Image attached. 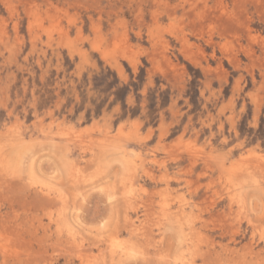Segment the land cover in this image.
Masks as SVG:
<instances>
[{
	"label": "rangeland",
	"instance_id": "obj_1",
	"mask_svg": "<svg viewBox=\"0 0 264 264\" xmlns=\"http://www.w3.org/2000/svg\"><path fill=\"white\" fill-rule=\"evenodd\" d=\"M263 159L264 0H0V264H264Z\"/></svg>",
	"mask_w": 264,
	"mask_h": 264
},
{
	"label": "bare ground",
	"instance_id": "obj_2",
	"mask_svg": "<svg viewBox=\"0 0 264 264\" xmlns=\"http://www.w3.org/2000/svg\"><path fill=\"white\" fill-rule=\"evenodd\" d=\"M183 5H185V3H184ZM192 6H193V5H192ZM192 6H191V7H192ZM194 9H195V8H194ZM125 43H126V42H125ZM125 43H124V44H125ZM17 128H18V127H17ZM19 129H20V128H19ZM43 131H44V130H43ZM43 131H42V132H43ZM15 132H16V131H15ZM15 132H14V134H16L18 131H17L16 133H15ZM7 133H8V132H7ZM18 133H19V134H16V135H17V138H18V136H20L19 138L23 139V137H22L23 134L20 133V132H18ZM44 133H46V132L44 131ZM10 135H11V134H10ZM13 136H14V135H13ZM64 136H65V135H64ZM24 139H25V138H24ZM1 140H2V139H1ZM2 141H3V140H2ZM19 141H20V140H19ZM114 141H115V140H114ZM8 143H9V142H8ZM23 143H24V142H23ZM40 143H41V142H40ZM43 150H45V148H44ZM113 151H114V150H113ZM15 152H16V151H15ZM11 153H12V152H11ZM115 156H116V155H115ZM123 158H124V157H123ZM10 159H11V158H10ZM124 160H125V159H124ZM263 160H264V159H263ZM8 161H9V160H8ZM12 161H13V160H12ZM120 162H121V161H120ZM122 162H123V161H122ZM124 162H125V161H124ZM141 162H142V161H141ZM27 164H28V163H27ZM124 164H125V163H124ZM133 164H134V163H133ZM253 164H254V163H253ZM86 165H87V164H86ZM85 171H86V170H85ZM246 171H247V170H246ZM133 174H134V173H133ZM44 175H45V174H44ZM87 176H88V175H87ZM134 176H135V175H134ZM251 178H252V177H251ZM254 179H255V178H254ZM255 180H256V179H255ZM255 180H254V182H255ZM111 184H112V183H111ZM91 185H92V184H91ZM106 185H107V184H106ZM254 185H255V184H254ZM99 186H100V185H99ZM239 187H240V186H239ZM258 187H259V184H258ZM98 188H99V187H98ZM235 188H236V187H235ZM42 190H43V189H42ZM42 192H43V191H42ZM117 192H118V191H117ZM119 193H120V192H119ZM221 193H222V192H221ZM240 193H241V192H240ZM234 196H235V195H234ZM55 197H56V196H55ZM116 197H117V196H116ZM79 199H80V198H79ZM230 202H231V201H230ZM49 205H50V204H49ZM56 205H57V204H56ZM79 205H80V204H79ZM77 206H78V205H77ZM164 206H165V205H164ZM242 207H243V205H242ZM240 208H241V207H240ZM241 209H243V208H241ZM241 209H240V210H241ZM181 210H182V209H181ZM185 211H186V210H185ZM179 213H180V211H179ZM184 213H185V212L183 211V215H185ZM176 214H177V212H176ZM168 215H169V214H168ZM173 215H174V214H173ZM76 216H77V217H75V218H76V219H79V216H78V215H76ZM71 217H72V215H71ZM165 217H166V216H165ZM183 217H184V216H183ZM131 218H132V217H131ZM133 218H134V217H133ZM163 218H164V217H163ZM180 218H181V217H179V219H180ZM184 218H185V217H184ZM36 219H37V218H36ZM68 219H69V218H68ZM72 219H73V217H72ZM128 219L130 220V218H128ZM175 219H176V218H175ZM54 220H55V219H54ZM135 220H136V219H135ZM141 220H143V219H141ZM164 220H165V219H164ZM176 220H177V219H176ZM185 220H186V218H185ZM73 221H77V220H74V219H73ZM78 221H79V220H78ZM139 221H140V220H139ZM167 221H168V220H167ZM66 222H67V221H66ZM131 222L133 223V226L136 224L135 222H133V220H132ZM146 222H147V221H146ZM184 222H185V221H184ZM187 222H188V221H187ZM189 222H190V221H189ZM75 223H76V222H75ZM132 223H130V226H131ZM141 223L143 224L142 221H140V225H137V224H136V225L134 226V230H136V231H138V232H139V230L142 231V230H141V227H140V226L142 225ZM147 223H148V222H147ZM178 223H179V222H178ZM55 224H56V223H55ZM156 224H157V223H156ZM176 224H177V222H176ZM179 224H180V223H179ZM72 225H73V224H72ZM77 225H78V224H77ZM177 225H178V224H177ZM41 226H42V225H41ZM48 226H49V225H48ZM58 226H59V225H57L56 229L58 228ZM68 226H69V225H68ZM128 226H129V225H128ZM142 226H143V225H142ZM149 226H150V225H149ZM160 226H161V225H160ZM162 226H163V225H162ZM181 226H182V225H181ZM183 226L185 227V225H183ZM183 226H182V228H183ZM49 227H50V226H49ZM59 227H60V226H59ZM71 227H72V226H71ZM147 227H148V226H146L145 229H144V226H143V227H142V228L144 229L143 231H145ZM187 227H188V226H187ZM54 228H55V227H54ZM66 228H67V227H66ZM130 228H131V227H129V229H130ZM132 228H133V227H132ZM132 228H131V229H132ZM148 228H149V227H148ZM148 228H147V229H148ZM158 228H159V226H158ZM131 229L129 230L130 232L133 230V229H132V230H131ZM166 229H167V228H166ZM166 229H165V230H166ZM189 229H190V228H189ZM59 230H61V229L59 228ZM59 230H58V231H59ZM134 230H133V231H134ZM148 230H149V229H148ZM73 231H74V230H73ZM133 231H132V232H133ZM158 231H159V230H158ZM59 232H61V231H59ZM71 232H72V231H71ZM114 232H115V231H114ZM151 232H154V231H151ZM161 232H162V231H161ZM175 232H176V231H175ZM185 232H187V230L182 231V234H184ZM61 233H62V232H61ZM88 233H89V232H88ZM163 233H164V232H162V235H163ZM141 234H143V235L146 236L147 233H146V234L141 233ZM33 235H34V234H33ZM70 235H72L71 237H72V240H74V242H73L74 245H75V243H76L78 246L81 247V246H82V244L80 243L81 241H80L79 243L75 242V241L78 239V237L76 236V234H75V235H74V234H70ZM132 235H134V234L132 233ZM150 235H151V233H149V236H150ZM162 235H160V236H162ZM186 235H189V234L186 233ZM113 236H114V235H113ZM140 236H141V235H140ZM110 238H111V237H110ZM140 238H141V237H140ZM186 238H187V237H186ZM186 238H185V239H186ZM116 239H117V237H116ZM158 239H161V237H159ZM158 239H157V240H158ZM179 239H180V238H179ZM102 240H103V239H102ZM119 240H120V239H119ZM119 240L117 239L118 243H119ZM128 240H129V239H128ZM182 240L184 241V239H182ZM190 240H191V239H190ZM190 240H189V241H190ZM70 241H71V239H70ZM77 241H78V240H77ZM98 241H99V240H98ZM107 241H108V239H107ZM113 241H114V240H113ZM158 241H159V240H158ZM192 241H193V240H192ZM156 242H157V241H156ZM156 242H155V243H156ZM187 242H188V241H187ZM82 243H83V241H82ZM84 243H85V242H84ZM116 243H117V242H116ZM116 243H112V244H111V241H110V244H111V245H116ZM123 243H124V242H123ZM155 243H154V244H155ZM180 243H182V242H180ZM189 243H190V242H189ZM110 244H109L108 247H111ZM121 244H122V242H121ZM121 244H120V245H121ZM135 244H136V243H135ZM54 245H55V244H54ZM120 245L118 244L116 247L114 246V247L112 248V250L109 248V252H110V250H111V251H112V255H113V256H112V255H109V256H111V258H113V257L115 258L116 256L119 257V255H120V256L123 255L122 257H127V255H125V254L129 253V251H128V248H126L127 250L125 249L126 244H125V247H122V245H121V246H120ZM183 245H184V244H183ZM128 246H129V245H128ZM189 246H190V245H189ZM131 247H132V246H131ZM182 247H184V246H182ZM99 248H100V247H99ZM136 248H138V247L136 246ZM186 248H187V247H186ZM134 249H135V248H134ZM134 249H133V247H132V252L134 251L133 254L136 252ZM199 249H200V248H199ZM185 250H186V249H185ZM67 252H68V251H67ZM132 252H131V253H132ZM183 252H184V251H183ZM189 252H190V251H189ZM203 252H204V250H203ZM231 252H232V251H231ZM75 253H76V252H75ZM116 253H117V255L115 256ZM133 254H132V255H133ZM140 254H141V253H140ZM159 255H160V254H159ZM202 255H203V254H202ZM80 256H81V255H80ZM82 256H83V255H82ZM129 256H131V255L129 254ZM161 257H162V256H161ZM189 257H190V256H189ZM191 257H192V256H191ZM119 258H121V257H119ZM180 258H181V257H180ZM180 258H179V259H180ZM85 259H86V258H85ZM81 260H82V264H92L91 261H89V260H87V261L84 260V257H83ZM167 260H168V259H167ZM174 260H175V259H174ZM192 261H194V259H192ZM192 261L190 262V260L185 259V257H184V258H182L177 264H192V263H193ZM115 264H116V263H115ZM174 264H175V263H174Z\"/></svg>",
	"mask_w": 264,
	"mask_h": 264
}]
</instances>
